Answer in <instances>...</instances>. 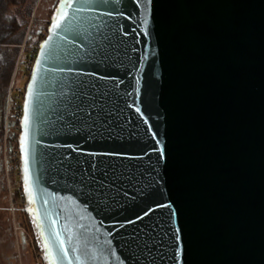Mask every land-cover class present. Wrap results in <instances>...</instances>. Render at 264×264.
Masks as SVG:
<instances>
[{
  "label": "water",
  "instance_id": "water-1",
  "mask_svg": "<svg viewBox=\"0 0 264 264\" xmlns=\"http://www.w3.org/2000/svg\"><path fill=\"white\" fill-rule=\"evenodd\" d=\"M18 146L44 264H264V0H58Z\"/></svg>",
  "mask_w": 264,
  "mask_h": 264
},
{
  "label": "built area",
  "instance_id": "built-area-1",
  "mask_svg": "<svg viewBox=\"0 0 264 264\" xmlns=\"http://www.w3.org/2000/svg\"><path fill=\"white\" fill-rule=\"evenodd\" d=\"M46 35L47 28L45 32H40L31 44L27 45L24 42L19 45V51L5 92L2 166L8 194V208L13 218L23 210L26 202L21 177L20 149L18 146L26 85L30 78L40 44ZM15 228L17 230L20 229V231L25 229L19 223L15 225ZM37 264H44V262L40 259Z\"/></svg>",
  "mask_w": 264,
  "mask_h": 264
},
{
  "label": "rangeland",
  "instance_id": "rangeland-1",
  "mask_svg": "<svg viewBox=\"0 0 264 264\" xmlns=\"http://www.w3.org/2000/svg\"><path fill=\"white\" fill-rule=\"evenodd\" d=\"M30 1H36V3L33 6L32 15L25 29L23 40L17 45L18 51L19 45L24 42H26L27 45L31 44L40 32L46 31L50 16L58 2V0ZM2 104L4 106L5 97ZM3 138L4 131L1 140L2 153L4 147ZM2 183L4 186L0 185V264H37L38 261L42 259L41 251L32 227L29 226V218L24 215L22 210L13 218L8 208V194L6 191L4 174ZM15 222L22 225L25 229L21 231L20 229L17 230L15 228L17 223Z\"/></svg>",
  "mask_w": 264,
  "mask_h": 264
},
{
  "label": "trees",
  "instance_id": "trees-1",
  "mask_svg": "<svg viewBox=\"0 0 264 264\" xmlns=\"http://www.w3.org/2000/svg\"><path fill=\"white\" fill-rule=\"evenodd\" d=\"M35 3L36 1L30 0H0V185L2 186H4L1 156L4 117L2 102L16 60L17 45L23 40ZM22 212L28 218L27 213L24 210ZM29 226L31 227L30 224Z\"/></svg>",
  "mask_w": 264,
  "mask_h": 264
},
{
  "label": "snow or ice",
  "instance_id": "snow-or-ice-1",
  "mask_svg": "<svg viewBox=\"0 0 264 264\" xmlns=\"http://www.w3.org/2000/svg\"><path fill=\"white\" fill-rule=\"evenodd\" d=\"M68 6L71 7V3H69ZM67 15H68V13H67L66 10L63 12L62 15H57V17H56V19H55V23L52 25V27H53L54 29H56V28H60V26H61V21L64 20L65 17H67ZM144 23H145V24L147 23V19H145ZM65 28H66V27H65ZM72 29H73V22L71 23L70 26H68V28H67L66 30H70V31H72ZM49 39H51V38H49ZM137 111H139V109H137ZM27 120H28V116H27V113H26V114H25V123H27ZM26 139H27V133H25V140H26ZM24 161H25V167H24L25 183H26V185H27V183H28V179H29V177H28V167H27V164H28V157H27V155H25ZM28 190H29V197H28V198H29V200H31V199H32V196H31V189L29 188ZM45 203H47V201H45ZM28 210H29V211H32L31 208H29ZM60 244H61V247H63L64 241L61 240V241H60ZM43 247H44V249H47V248H48V244H44ZM64 254H65V256H67V254H68V249H66V248L64 249ZM47 255H48V253L45 252V256H47Z\"/></svg>",
  "mask_w": 264,
  "mask_h": 264
}]
</instances>
